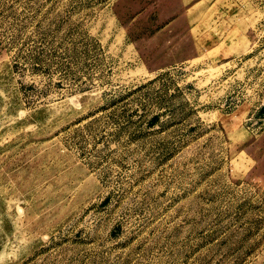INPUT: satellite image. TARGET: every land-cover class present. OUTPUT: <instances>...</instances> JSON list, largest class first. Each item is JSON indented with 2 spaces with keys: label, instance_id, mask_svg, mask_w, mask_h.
<instances>
[{
  "label": "rangeland",
  "instance_id": "1",
  "mask_svg": "<svg viewBox=\"0 0 264 264\" xmlns=\"http://www.w3.org/2000/svg\"><path fill=\"white\" fill-rule=\"evenodd\" d=\"M0 264H264V0H0Z\"/></svg>",
  "mask_w": 264,
  "mask_h": 264
}]
</instances>
